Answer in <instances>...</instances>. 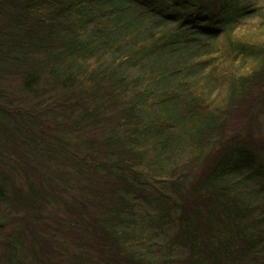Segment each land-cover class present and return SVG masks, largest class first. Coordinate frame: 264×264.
Masks as SVG:
<instances>
[{"label":"trees","instance_id":"1","mask_svg":"<svg viewBox=\"0 0 264 264\" xmlns=\"http://www.w3.org/2000/svg\"><path fill=\"white\" fill-rule=\"evenodd\" d=\"M13 76L4 264H264V0H0Z\"/></svg>","mask_w":264,"mask_h":264},{"label":"rangeland","instance_id":"2","mask_svg":"<svg viewBox=\"0 0 264 264\" xmlns=\"http://www.w3.org/2000/svg\"><path fill=\"white\" fill-rule=\"evenodd\" d=\"M20 85H21V80H20V77H17V76H13L11 79L10 78H4V79L0 80L1 91H4L6 96L9 97L12 101H13V99L18 98L15 101L19 102L20 104H23L22 100L20 99L22 96L20 93V89H21ZM2 100L3 99H1V101ZM238 125L239 124H237V123H233V124L231 123L229 126V129L235 130L236 126L238 127ZM1 145H3L4 147L11 148L10 145L3 142V139H2ZM17 153H18V155H20L19 151H17ZM5 154H6V152L0 148V160H2L4 163V165L2 166V170L5 172L4 174L7 175L9 177V179H11L10 181H8V184L5 185V187H6L5 190L8 194H10V192H11L10 189L19 188V191L23 195L26 196V187H25V183H24L25 182L24 172L22 169L20 170L19 167L17 168V164H16L17 161L16 160L10 159ZM58 161H61V164L63 165L60 167V169L58 168V166L60 165V162H58ZM58 161H56V162L53 161V162L48 163V168L51 170H48L45 165H43L42 168H38V171H39L38 178H41V177H42V179L46 178L51 173H53V175H55L56 170H57L56 175L60 176V177H64V175H65V174L63 175L62 171L66 172V173H71V172L73 173V167L71 166L72 165L71 162H69V163L65 162L62 156H58ZM19 162H22L24 165L23 158H22V160H19ZM57 162H58V164H57ZM58 173H59V175H58ZM2 179L3 178H0V187L3 186ZM43 180L45 181V179H43ZM69 193L70 192L68 190H64L63 185L58 186V188H57V194L58 195L61 194L63 197L68 198ZM137 203L140 206H142L143 201L140 200V202H137ZM8 205H9V203H7V202L0 204V264H4L5 259L8 257L7 256L8 250L6 249V239L3 236L9 237V236H7L9 234H7V233H11L13 229H15V232L13 233L14 235H17L16 231L20 230V229H23L27 233V230H26L27 224H25V222L21 221V219H17L16 221H14L15 222L14 226L8 224V220H7V219H9L8 213H11V210L8 207ZM22 213H23L22 210L19 211L20 216L24 215ZM5 218H7V219H5ZM29 223L34 226L36 221H34L32 218H29Z\"/></svg>","mask_w":264,"mask_h":264}]
</instances>
